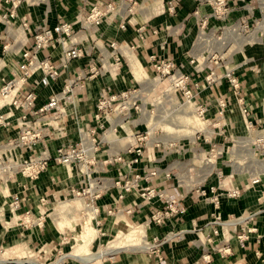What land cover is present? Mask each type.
Wrapping results in <instances>:
<instances>
[{
	"label": "crops",
	"instance_id": "crops-1",
	"mask_svg": "<svg viewBox=\"0 0 264 264\" xmlns=\"http://www.w3.org/2000/svg\"><path fill=\"white\" fill-rule=\"evenodd\" d=\"M97 1L22 0L16 8L13 27L17 30L22 19L27 22V28L22 31L18 29L13 34L10 30H4L5 27L1 29L0 44L6 45V48L0 54V86L10 78L17 80V51L31 44L32 33L40 27H51L61 20L70 22L73 29L70 40L82 52L80 57L61 64V46L51 43L38 53V57H45L58 67L56 80L39 87L36 85L39 74L35 73L24 84L18 83L23 91L34 90L36 107L58 94L76 76V83L81 86L74 89L69 102L63 104L61 119L47 117L39 121L48 125V132L31 151L20 154L11 147L18 135L16 123L19 113L0 101V145L7 148V156L3 157L6 164L18 167L42 152L51 155L56 147L76 143L78 132L82 133L86 146L93 153L89 155L92 159L91 169L88 168L85 173L79 172L76 167L49 163L34 181L18 173L9 177L3 175L5 179L0 183V264H40L35 263L36 260L44 264H205L200 259L202 255L209 256L210 261L206 264H264V38L256 40L253 33L249 38L234 43L235 50L225 54L226 63L217 64V61L209 60L200 66L190 50L195 26L189 11L197 5L196 0L181 1V7H176L173 14L168 13V8L164 11L161 8L151 17V11L141 14L139 19L109 13L98 25H85L83 17ZM249 2L253 0H227L231 8L225 20H239ZM120 24H124L123 29L119 27ZM259 28L262 31V27ZM6 41L7 44L4 43ZM112 41L115 42V49L109 46ZM167 60L172 62L171 71L175 75L187 74L191 81L198 84L193 103L203 102L201 105L207 109L206 116L211 121L225 124L222 127L220 123L213 125L219 134L220 128L229 133H245L232 147V150H237L234 156L228 155L210 162V171L208 169L206 176L201 177L198 172L192 175L191 170H186L184 166L188 163L179 162L181 157L176 149L166 150L168 155L159 147L160 141L148 143V128L143 123L141 111L138 114L141 120L137 121V125L129 120L128 111L113 112L106 119L100 118L98 121L93 118L99 99L132 87L139 89L146 78H153V62ZM91 65L101 69L88 76ZM225 69H231L238 80L242 105L250 112V130L244 128L238 119V95L232 94L227 82L222 78L212 85L204 83V76L210 70L219 76ZM217 99H224L228 106L222 119L216 116ZM232 101L236 104L232 105ZM147 116L149 119L150 116ZM35 119L32 117L29 121ZM99 124L103 126L102 129L98 128ZM137 128L147 131L146 144H143L144 159L137 167L143 174L148 169L158 173L150 178L149 183L141 181L140 186L150 184L166 196L180 200L185 208L183 215L161 227L145 226L151 205L159 204L154 201L147 204L135 192L124 194L119 200L117 197L121 190L115 182L124 181L128 171L125 167L104 164L105 160L122 153L133 143L130 136L134 139ZM90 130L94 131L93 135L89 134ZM165 145L174 144L168 142ZM239 150L245 154H240ZM11 152L15 154L11 155ZM0 162L4 164L1 159ZM164 174L168 177L164 178ZM192 176L193 179L197 176V183L190 182L189 177ZM255 179L258 183L251 184ZM216 184L220 189L240 190L241 195L232 200L222 196L219 208L214 210L208 201L196 195L195 189ZM80 189L84 190V196L76 197L70 192ZM9 198L17 199L20 206L17 209L9 208ZM66 199L77 200L83 215L86 214L85 208L91 207L97 211L93 219H86L83 223L74 246L68 245L73 240L69 231L78 227L79 223L78 219H74L73 212L67 211V203L60 205L63 203L61 200ZM130 208L134 212L126 215L124 211ZM24 211L31 213L27 222L20 220ZM213 215L223 222L221 227L212 224ZM40 216L41 225L32 224ZM131 223L139 225L141 235L143 231L140 227H147L145 235L148 236L141 241L144 246L127 250L125 248L137 246L132 239L128 241L127 237H116L109 240L119 225L126 227ZM241 226L255 229L254 233L247 235L242 247L236 241V233ZM215 230L216 234L213 233ZM166 235L169 238L163 241ZM152 238L158 240L155 247H152ZM102 243L106 246L96 253L89 252L90 246H102ZM146 244L155 253L149 251ZM223 245L229 247V256L215 251ZM28 258H32V261Z\"/></svg>",
	"mask_w": 264,
	"mask_h": 264
},
{
	"label": "built area",
	"instance_id": "built-area-1",
	"mask_svg": "<svg viewBox=\"0 0 264 264\" xmlns=\"http://www.w3.org/2000/svg\"><path fill=\"white\" fill-rule=\"evenodd\" d=\"M20 0H0V22L4 24L5 28H10L14 26L13 19L16 17V8L19 5ZM219 14L220 16H225L227 13L226 8L223 6V1L218 2ZM8 7L3 11L4 7ZM172 9V7H170ZM130 10V9H129ZM3 11V12H2ZM116 8L114 4L110 1H105L103 3H94L90 6L87 13L83 17V22L85 25L96 26L98 25L106 14H115ZM20 31L27 28V22L20 19L18 24ZM120 28L124 27V24L119 25ZM15 29V28H14ZM72 24L68 21H58L55 25L51 27H40L32 33L31 44L28 47H23L17 51L18 60L16 62L18 76L15 81L14 78L4 81L0 86V101L3 105L9 106L14 111L18 112V118L16 126L18 127V135L11 144L13 149H17L20 154L27 151H31L33 147L42 141L48 132L45 123H39L40 120L49 117L52 120H58L62 118V107L63 104L69 102L70 94L78 86L76 83L78 77L76 76L73 81H70L65 85L62 90L55 95H52L48 100L36 107V94L33 89L29 91H23L20 84H24L28 78H31L35 73H38L36 85L39 87H45L49 83L56 80L58 75V67L50 62L47 58L38 57V53L45 48H47L51 43H56L61 46L62 51V61L61 64L67 63L73 58L80 57L82 55L81 50L76 47L73 41L70 40L72 36ZM115 42H110L109 46L115 49ZM6 45L0 46V51H4ZM117 60V58H115ZM152 66L161 75L169 74L173 67L171 61L164 62H153ZM98 72L96 66L91 65L88 67V76H92ZM173 73V72H172ZM174 76L173 81L175 88L181 92L183 99L190 103L193 102L194 92L198 90V84L190 80V76L187 74H171ZM225 80L230 88L233 95L237 96V102L239 104V113L242 117L245 128L248 129L252 127L250 118V112L242 105V99L239 94V83L237 78L233 75L231 69H225L222 75H216L212 70H210L204 76V83L206 85H212L218 80ZM21 93V95H20ZM136 90H126L117 94L106 96L97 101L95 106V113L93 118L98 121L100 118L106 119L110 113L126 112L130 109L131 105L134 104L136 97ZM191 102V103H192ZM216 116L218 119H222L227 104L224 99H217L216 101ZM195 104V103H193ZM203 106H198L195 108V113L203 118L206 113V108H201ZM36 117L34 121H29L30 118ZM1 120V117H0ZM3 121V120H2ZM102 125L99 124L98 128L102 129ZM90 135L94 134V131H89ZM79 138L74 144H68L64 146L56 147L51 155L44 152L38 157H34L24 163L19 165V174L27 178L29 181L36 180L39 175H41L47 168L49 163H53L62 167H76L79 172L85 173L88 168L92 165V159L89 155L93 153L91 148L86 146V140L82 136L81 132H78ZM147 136V134H146ZM146 138V137H145ZM145 138L135 137L133 143L128 145L122 153L117 154L104 161L105 165H118L120 167H125L128 171V177L121 183L115 182V185H119L121 194L118 195V199L121 200L124 194L131 192L137 193L138 197L147 204L154 201L158 203V206H152L149 211V215L145 219V226H164L169 220L179 218L184 214L185 208L180 200L170 198L164 194L161 190H156L150 184L148 186H140L141 181L149 183L150 178L157 176V172L154 169H148V171L143 174L138 168L144 159V151L142 140ZM155 147H157L155 145ZM1 163V162H0ZM138 166V167H137ZM7 170V169H6ZM6 170H1L2 173ZM163 177H168L164 174ZM258 183V180H254L251 184ZM71 194L78 196H84L85 192L83 189L71 190ZM195 193L198 197L205 199L212 205L214 210L219 208V200L223 196L226 199H238L241 195L240 190H224L220 189L219 184L215 186H209L206 188L200 187L195 189ZM264 197V194H262ZM153 204V203H152ZM17 201L13 202L12 208L17 209ZM91 217L88 220L93 219V216L97 213L96 210L91 209ZM134 212L133 209H126L124 213L130 215ZM27 214V212H24ZM110 213V212H109ZM85 216L88 217L87 214ZM26 219L28 217H25ZM27 222V220H26ZM32 224L41 225V221L36 220ZM217 227H221L223 222L217 215H213V222ZM255 229L246 228L241 226L238 228L236 233V241L239 246H243L244 242L247 240V235L254 233ZM214 234L217 233L215 230ZM173 235V234H172ZM169 236L163 239V241L168 240ZM153 246L158 244L156 238H152ZM147 246V244H146ZM152 247H147L149 251ZM222 256H229L231 254L229 247L223 245L221 248L215 250ZM152 253H155L152 250ZM203 263H209L210 259L208 255H202L200 257ZM160 260V259H159Z\"/></svg>",
	"mask_w": 264,
	"mask_h": 264
},
{
	"label": "rangeland",
	"instance_id": "rangeland-1",
	"mask_svg": "<svg viewBox=\"0 0 264 264\" xmlns=\"http://www.w3.org/2000/svg\"><path fill=\"white\" fill-rule=\"evenodd\" d=\"M22 0H20L21 2ZM110 1L114 4L116 8V15H131L133 18H140L141 14H148L151 11V15L149 17L154 16L158 12L162 10L164 11L166 8L169 9L168 13L173 14L175 12V8L181 7V1L183 0H106ZM223 1V6L226 8L227 13L225 16H220L219 14V5L218 2ZM105 1H97L95 3H103ZM196 6L189 13L193 16L195 31L193 37V43L191 47V54L195 55V62L198 64H203L204 62H208L209 60L217 61V64L226 63L227 59L225 54L228 55L229 52H233L235 50L234 43L240 39H244L246 37H250L253 33L256 34V40H260L264 38V0H253V2H249L245 5V12L242 17L237 21H227L228 13L230 11L231 5L227 3V0H196ZM161 6V7H160ZM172 7V9H170ZM8 8L4 7L3 11ZM203 8V9H202ZM130 9V10H129ZM2 11V12H3ZM1 14V10H0ZM118 17V16H117ZM137 19V20H138ZM121 25V24H120ZM259 26L262 27V31ZM5 27L3 23L0 22V30ZM124 28V27H123ZM122 28V29H123ZM9 31L10 33L18 32L14 29V27H10L9 29H4ZM2 32V30L0 31ZM4 32V31H3ZM4 34V33H3ZM8 41V40H7ZM4 42L7 44L8 42ZM11 43V42H10ZM3 44L1 43L0 46ZM204 47V48H203ZM209 47V48H208ZM233 47V48H232ZM232 48V49H231ZM1 54V51H0ZM233 54V53H232ZM216 64V65H217ZM100 68V67H99ZM97 67V69H99ZM154 73L153 78H146V81L141 83L139 89L137 88H129L127 90H135L136 89V97L134 104H130L131 107L128 110L130 114V121H134L136 125L137 121L141 120V115H138L141 111L143 115V123L148 128V143L152 142H161L159 146L165 152L168 149H176L178 155H180L181 159L180 163H188L184 168L187 170H191L192 175L196 172L199 173V176H204L208 169L210 171V162L217 160L218 158L228 157V155L234 156L237 150H232L235 142L239 141V137L243 136L245 133L241 134L229 133L220 128V134L216 128H213L214 124H219V121H211L209 117L204 114L203 118L200 119L198 115L195 113V108L198 106H202L203 102L200 103H187L179 90L175 88L173 78L171 76L172 71L170 70L169 74L161 75L155 68L152 66ZM101 69V68H100ZM203 70H206L205 68ZM200 71L201 72H203ZM138 74V73H136ZM136 76V75H135ZM155 76V77H154ZM226 82V81H225ZM228 88V87H227ZM232 105L236 104L235 101H232ZM228 107V106H227ZM226 107V108H227ZM204 108V107H201ZM213 109V108H212ZM144 110L146 112H144ZM207 110V109H206ZM226 111V110H225ZM207 112V111H206ZM149 115V119L148 116ZM214 113V111L212 112ZM239 113V111H238ZM240 116V113H239ZM241 117V116H240ZM238 119L241 121L242 125L245 128L244 121L242 117ZM212 118V116H210ZM146 120V121H145ZM250 120V118H249ZM147 122V123H146ZM131 126L133 123H130ZM222 126H225L224 123H220ZM139 127V126H138ZM249 130L251 129L248 128ZM211 131V132H210ZM225 131V132H224ZM135 137L145 138L147 131L144 128L136 129ZM151 133V134H150ZM133 140V136H130ZM173 141V142H172ZM241 141V140H240ZM171 142L176 146H168L166 143ZM145 143V140H142V144ZM164 143V144H163ZM146 144V143H145ZM144 144V145H145ZM163 145V146H162ZM0 159L4 162L1 163L0 168L4 171V173L0 172V183L3 181V175H11V174H19V166L15 164H6V161L3 157L7 156V148L0 145ZM159 148V150H160ZM157 149V148H156ZM150 150V148H149ZM187 150V151H186ZM240 154H245L244 151L239 150ZM11 155L15 154L13 152ZM9 154V155H10ZM227 155V156H226ZM3 159H2V158ZM208 161V162H207ZM183 168V167H182ZM91 169V167H89ZM76 170H78L76 168ZM185 170V174L187 171ZM187 176V174H186ZM198 176V177H199ZM206 176V175H205ZM9 177V176H8ZM194 176L189 177L190 182L195 184L198 182V178L193 179ZM200 178V177H199ZM5 179V178H4ZM5 183H3L4 185ZM17 201V199L9 198L8 207L12 208L13 202ZM40 203L43 204V202ZM73 199L61 200L60 205L67 203V208L73 212L74 219H78L77 223H79L78 227H74V229L70 230V237L73 240H70L71 246L76 244V239L78 234L82 232V226L86 219L89 217L83 215L80 204ZM59 202V201H58ZM38 202V206H40ZM18 204V201H17ZM20 205H17V208ZM7 207V206H6ZM24 212H27L24 213ZM21 215V219L23 222H26L25 217H30V211H24ZM39 221H42V217H38ZM28 221V218H27ZM89 221V220H88ZM75 223V222H74ZM123 226V225H122ZM119 225V228L116 229L110 236L109 240L115 239L116 237L120 239H124V237L129 241L132 239V242L136 243L137 246H132L129 248H125L127 250L140 248L144 246L142 243V239L144 240L148 235H145V231H147V227H140L143 231L141 235L139 230V225L137 223L129 224V226L122 227ZM138 228V229H137ZM136 229V230H134ZM142 236V237H141ZM145 237V238H144ZM137 239V241H135ZM80 243V242H78ZM81 244V243H80ZM133 245V244H127ZM148 245V244H147ZM105 243H102V246H93L89 247L90 253H96L99 249L105 247ZM148 247V246H147ZM106 251V250H105ZM104 251V252H105ZM99 254V253H98ZM95 254V256H98ZM93 256V255H92ZM88 257H91L89 255ZM32 259V258H28ZM32 261V260H31ZM35 263L44 264L42 261L36 260ZM45 264H47L45 262Z\"/></svg>",
	"mask_w": 264,
	"mask_h": 264
},
{
	"label": "bare ground",
	"instance_id": "bare-ground-1",
	"mask_svg": "<svg viewBox=\"0 0 264 264\" xmlns=\"http://www.w3.org/2000/svg\"><path fill=\"white\" fill-rule=\"evenodd\" d=\"M85 213L90 216L91 215V210L89 208H85Z\"/></svg>",
	"mask_w": 264,
	"mask_h": 264
}]
</instances>
